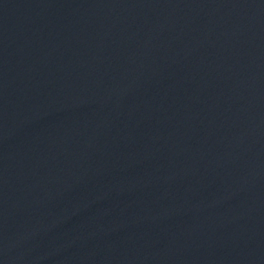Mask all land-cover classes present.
Segmentation results:
<instances>
[{
  "label": "water",
  "instance_id": "water-1",
  "mask_svg": "<svg viewBox=\"0 0 264 264\" xmlns=\"http://www.w3.org/2000/svg\"><path fill=\"white\" fill-rule=\"evenodd\" d=\"M0 264H264V0H0Z\"/></svg>",
  "mask_w": 264,
  "mask_h": 264
}]
</instances>
